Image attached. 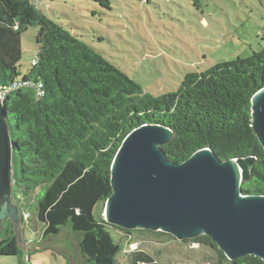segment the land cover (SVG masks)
<instances>
[{"label": "trees", "instance_id": "16d2710c", "mask_svg": "<svg viewBox=\"0 0 264 264\" xmlns=\"http://www.w3.org/2000/svg\"><path fill=\"white\" fill-rule=\"evenodd\" d=\"M31 27L39 29L37 63L22 74V37ZM0 87L13 145V199L17 190L23 204L21 225L41 223L43 240L70 227L80 236L86 264L117 263L123 246L111 228L125 232L131 244L136 236L177 241L161 232L124 230L96 214L113 193L116 154L141 126L171 129L173 139L162 149L174 163L204 149L222 161L255 158L242 191L264 195V148L252 125V98L264 88V48L189 73L177 91L153 97L97 49L44 16L33 0H0ZM32 199L38 203L30 214ZM15 230L11 220L0 226V258L24 255ZM192 242L215 249L218 264H264L255 256L229 261L207 236ZM127 258V264H161L141 251Z\"/></svg>", "mask_w": 264, "mask_h": 264}, {"label": "rangeland", "instance_id": "374dc122", "mask_svg": "<svg viewBox=\"0 0 264 264\" xmlns=\"http://www.w3.org/2000/svg\"><path fill=\"white\" fill-rule=\"evenodd\" d=\"M33 1L44 16L97 49L153 97L177 91L189 73H204L264 48V0ZM38 30L31 27L22 37V74L31 69L38 52ZM14 194L23 212L21 196L17 190ZM37 203L31 200L30 214ZM96 214L104 218V207ZM20 225L15 233L21 236L24 255L1 257L0 264H86L80 236L70 227L43 240L41 223ZM111 232L123 246L116 264H127L134 251L146 252L161 264H218L215 249L192 240L136 236L139 240L131 244L125 232Z\"/></svg>", "mask_w": 264, "mask_h": 264}, {"label": "water", "instance_id": "95a60500", "mask_svg": "<svg viewBox=\"0 0 264 264\" xmlns=\"http://www.w3.org/2000/svg\"><path fill=\"white\" fill-rule=\"evenodd\" d=\"M2 94L0 87V226L11 220L17 229L21 213L13 199V145ZM252 125L264 148V88L252 98ZM172 139L171 129L144 125L124 140L111 166L106 223L181 242L207 236L229 261H264V195L242 191L255 158L222 161L204 149L174 163L162 149Z\"/></svg>", "mask_w": 264, "mask_h": 264}, {"label": "built area", "instance_id": "2783aa9c", "mask_svg": "<svg viewBox=\"0 0 264 264\" xmlns=\"http://www.w3.org/2000/svg\"><path fill=\"white\" fill-rule=\"evenodd\" d=\"M37 63L36 59L32 62V65L35 66ZM3 95V94H2ZM3 97V96H2ZM29 259V257H27V260Z\"/></svg>", "mask_w": 264, "mask_h": 264}, {"label": "crops", "instance_id": "0c3cea01", "mask_svg": "<svg viewBox=\"0 0 264 264\" xmlns=\"http://www.w3.org/2000/svg\"><path fill=\"white\" fill-rule=\"evenodd\" d=\"M26 257H29V256H26ZM27 261H29V262H30V260H27Z\"/></svg>", "mask_w": 264, "mask_h": 264}]
</instances>
